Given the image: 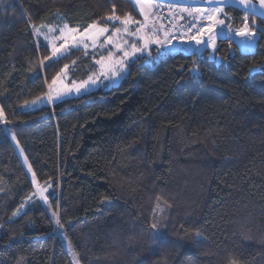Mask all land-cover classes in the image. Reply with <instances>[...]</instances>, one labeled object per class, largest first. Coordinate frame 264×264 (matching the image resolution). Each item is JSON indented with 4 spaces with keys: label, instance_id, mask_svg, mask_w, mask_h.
<instances>
[{
    "label": "trees",
    "instance_id": "trees-1",
    "mask_svg": "<svg viewBox=\"0 0 264 264\" xmlns=\"http://www.w3.org/2000/svg\"><path fill=\"white\" fill-rule=\"evenodd\" d=\"M57 10L61 23L86 27L106 7L0 3V107L37 180L56 192L50 209L37 202L12 218L35 188L0 131V264H73L61 234L80 264H264V20L249 16L259 26L251 51L230 37L218 38L213 60L209 49L137 59L116 86L24 111L64 64L79 65L75 81L94 68L83 51L39 66L51 50L37 48L31 23H59ZM226 11L243 24L245 12ZM157 197L170 218L158 247Z\"/></svg>",
    "mask_w": 264,
    "mask_h": 264
},
{
    "label": "snow or ice",
    "instance_id": "snow-or-ice-1",
    "mask_svg": "<svg viewBox=\"0 0 264 264\" xmlns=\"http://www.w3.org/2000/svg\"><path fill=\"white\" fill-rule=\"evenodd\" d=\"M2 2L3 0H0V3ZM98 3L101 8L106 7L105 14L99 18L98 22L90 23L82 30L81 26L71 27L68 23L55 26L31 23L33 35L37 38V48L51 46V54L39 60L40 67L50 68L52 64L59 63L60 60L71 56L74 51H83L85 55H88L89 45H91L93 56L98 51H108V55L96 59L94 63L98 70L80 82L75 80L70 84L64 82L70 69L69 64H64L60 71L52 77L51 83L48 84V92L35 97L32 101H24L22 107L27 108L37 102L55 104L57 100L62 101L64 97L73 94H87L92 88L108 87L109 84L126 78L130 74L128 65L137 59L155 62V59L162 56L180 54L182 50L176 47L177 44H195L197 50L199 46L206 45L214 53L217 47V38H230L226 35L227 33H234L236 36L244 38L242 43L246 48H252L256 43L255 22L253 21L252 27L249 26L247 11L242 18L243 26L233 29L227 23L232 17L225 10L229 6L243 5L245 10L251 7L252 13L255 15L257 14L255 12L256 5L253 0H197L198 6L181 3V0H98ZM124 3L131 4L133 10H138V14L143 19L137 20L129 13L124 12ZM259 5L262 9L259 14L264 17V0H259ZM162 9L167 10V16L161 11ZM55 15L58 20H63V14L59 10ZM221 17L224 18L221 19ZM30 20L31 18L26 22H30ZM163 20L168 21L167 25L161 23ZM101 24L112 25V28L101 27ZM116 25H120V27H116ZM260 31L264 32V28ZM57 32L59 35L54 36L53 34ZM41 37H43V44L39 40ZM123 37L129 39H122ZM101 38H104L103 43H98ZM110 48H114L115 53L109 51ZM152 50L156 52L155 57H152ZM76 63L73 61L71 67H74ZM260 71L264 73V67ZM191 73L194 77L199 76L198 66H194ZM10 123L3 107H0V124L4 125L0 131L15 141L18 146L19 141L16 133L8 126ZM26 159L27 157H25ZM28 170L32 171L30 165ZM31 180L33 184L37 185L32 195L38 197L40 203L47 206L49 198L56 199V192L51 185L47 187L38 185L35 172H32ZM31 200L32 197L28 202ZM159 201L160 197H157L158 211L154 210L153 220L149 224L153 233V244L157 247L160 243L168 241L167 233L170 223V218L163 215L165 208L160 205ZM24 209L25 205L22 204L13 213V216L22 215ZM52 218L62 229L63 225L60 224L56 212H52ZM197 237H199L198 233ZM225 264H238V261L229 258Z\"/></svg>",
    "mask_w": 264,
    "mask_h": 264
},
{
    "label": "rangeland",
    "instance_id": "rangeland-1",
    "mask_svg": "<svg viewBox=\"0 0 264 264\" xmlns=\"http://www.w3.org/2000/svg\"><path fill=\"white\" fill-rule=\"evenodd\" d=\"M225 10H226V9H225ZM226 12H227V11H226ZM227 13H228V12H227ZM229 16H231V15H229ZM133 17H134L135 19H137V20H142V19H143L142 16H140V17L133 16ZM231 17H232V16H231ZM248 17H249V15H248ZM223 18H224V17H221V19H223ZM253 21L255 22L256 31H257V29H259V26H258L257 22H256L254 19H253V20H251L250 18L248 19L249 26H250V27L253 26ZM58 22H59V23H55V24H53L52 26H55V25H57V24H60V25L63 24V23H61V20H58ZM161 23H162V21H161ZM227 23L230 24L231 27H232L233 29H239V28H241V27L243 26V24H239V23L237 24V23L235 22V20H234L233 17H232V19L229 20ZM71 27H72V26H71ZM75 27H76V26H75ZM101 27H109V28H112V25H101ZM116 27H120V25H116ZM82 29H83V27L81 26V30H82ZM133 30H134V29H133ZM53 35H54V36H58L59 33L57 32V33H54ZM226 35H227V36H229V35H230V36H233V37L235 38L236 42L238 43V45H239V47H240V49H241L242 51H251V50H253V49L255 48L256 43H255L254 47H252V48H246V47L244 46V44L242 43V40H243L244 38L239 37V36H236L234 33H227ZM36 39H37V38H36ZM122 39H129V38H128V37H123ZM39 40L42 41V42H44V41H43V37L39 38ZM103 40H104V38H101V40L98 41V43H103ZM217 40H218V38H217ZM217 40H216V45H217ZM57 46H58V45H57ZM138 46H139V44H138ZM176 47H177L178 49H183V51H191V50H193V49H197V46H196L195 44H188V45L177 44ZM49 48H50V50H51V46H50V45H49ZM185 49H187V50H185ZM204 49H209L210 53H213V50H212L211 48L207 47L206 45H201V46H199V48H198L199 51H202V50H204ZM109 51H112L113 53H115L116 50H115L114 48H110ZM83 53H84V52H83ZM155 54H156L155 50H152V57H155ZM107 55H108V51H98L97 54H96L95 56H93V55L91 54V45H89L88 55H85V53H84V56H90L91 59H92V62H93L94 68H93V70L91 71V73L96 72V71L98 70V67L95 66L94 61H95L96 59H99L101 56L107 57ZM214 57H215V52H214L213 54L210 55V59L213 60ZM216 60H218V59H216ZM78 68H79V65H77V63L75 64L74 67H71V66H70V69L68 70L67 77L64 78V82H65V83H69V84H70L71 81H73V79H72L73 72H75V70L78 69ZM258 70H259V69H253L254 72H255V71H258ZM91 73H90V74H91ZM90 74H89V75H90ZM122 79H123V78H121L120 80L116 81V82L113 83V84H109L108 87H102V88L105 89V88H109V87L116 86V85H118V83H119ZM76 81H77V80H76ZM77 82H80V81H77ZM48 90H49V89H48V87H47V92H48ZM94 90H97V89H96V88H92V89H90V90L88 91V93H90V92H92V91H94ZM88 93H87V94H88ZM84 94H85V93H81V94H73L72 96L64 97V99H67V98H73V97H79V96H82V95H84ZM58 101H61V100H57L56 102H58ZM51 105H52L51 103H47V102H37L35 105H30V106L27 107V108L22 107V109H23L24 111H34V110H38V109H40V108H42V107H45V106H51ZM11 141H12V140H11ZM12 143H13L14 148H15V150H16V152H17V154H18V156H19V158H20V160H21V162H22V165H23V167H24V169H25V171H26L27 175L29 176V179H30V181H31V183H32L31 177H32L33 169L31 168V169H32L31 172L28 170V169H29V165H30V163H29V161H28V158L25 160V157H27V156L25 155V153H24V151H23V149H22L20 143H19L18 146H17V144H16L15 141H12ZM30 166H31V165H30ZM37 181H38V180H37ZM32 185H33V187L36 189V186H37V185H35V184H33V183H32ZM38 185L41 186V187H47L48 185H51V182H49V183H45V184H40L39 181H38ZM51 187H52V186H51ZM35 189H34V191H35ZM34 191H33V192H34ZM32 194H33V193H32ZM32 194H30V195L25 199V201H24V203H23V205H25V209H24V212H23V213H25V212L29 209V207H32L35 203L39 202V198H38V197H33ZM30 197H32V200H31L30 202H28ZM49 199H50V198H49ZM26 202H27V203H26ZM163 207H164V206H163ZM19 208H20V207H19ZM47 208L50 209L49 203H48V205H47ZM157 211H158V209H157ZM163 215L165 216L164 213H163ZM19 216H21V215H19ZM19 216H12V218H13V219H16V218H18ZM165 217H166V216H165ZM60 236H61V239L63 240V243H64V245H65V247H66V250H67V252H68V254H69V256H70V258H71L73 264H80V263H79V260H78V257H77V255H76V253H75V250L73 249V247H72V245L70 244L69 240H68L63 234H61Z\"/></svg>",
    "mask_w": 264,
    "mask_h": 264
},
{
    "label": "water",
    "instance_id": "water-1",
    "mask_svg": "<svg viewBox=\"0 0 264 264\" xmlns=\"http://www.w3.org/2000/svg\"><path fill=\"white\" fill-rule=\"evenodd\" d=\"M181 3H186V4H191L193 6H198L197 5V0H181ZM253 3L256 5L255 12L257 14H255V15L252 13L251 7H249L247 10H245L243 5H238V6H235V7L229 6V8H235V9L241 10V11H243L245 13L247 11V13H248V15L250 17H256V18L264 20V17H262V15L259 14V13L262 12V9H261V7L259 5V0H253ZM203 6H206V5H203ZM229 37H231L232 39H235L233 36L229 35Z\"/></svg>",
    "mask_w": 264,
    "mask_h": 264
},
{
    "label": "built area",
    "instance_id": "built-area-1",
    "mask_svg": "<svg viewBox=\"0 0 264 264\" xmlns=\"http://www.w3.org/2000/svg\"><path fill=\"white\" fill-rule=\"evenodd\" d=\"M161 11L164 13L165 16H167V10L166 9H162ZM181 22H183V21H181ZM162 23H165L167 25L168 21L163 20Z\"/></svg>",
    "mask_w": 264,
    "mask_h": 264
}]
</instances>
